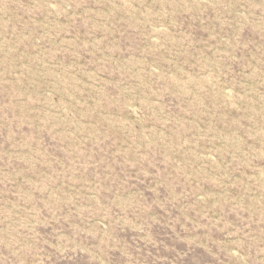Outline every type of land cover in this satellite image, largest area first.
Masks as SVG:
<instances>
[{"label":"rangeland","instance_id":"374dc122","mask_svg":"<svg viewBox=\"0 0 264 264\" xmlns=\"http://www.w3.org/2000/svg\"><path fill=\"white\" fill-rule=\"evenodd\" d=\"M0 264H264V0H0Z\"/></svg>","mask_w":264,"mask_h":264}]
</instances>
